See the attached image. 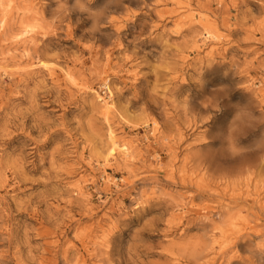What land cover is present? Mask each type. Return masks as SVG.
Wrapping results in <instances>:
<instances>
[{"label": "rangeland", "instance_id": "rangeland-1", "mask_svg": "<svg viewBox=\"0 0 264 264\" xmlns=\"http://www.w3.org/2000/svg\"><path fill=\"white\" fill-rule=\"evenodd\" d=\"M0 264H264V0H0Z\"/></svg>", "mask_w": 264, "mask_h": 264}, {"label": "clouds", "instance_id": "clouds-1", "mask_svg": "<svg viewBox=\"0 0 264 264\" xmlns=\"http://www.w3.org/2000/svg\"><path fill=\"white\" fill-rule=\"evenodd\" d=\"M237 118V117H236ZM231 123V122H230Z\"/></svg>", "mask_w": 264, "mask_h": 264}]
</instances>
